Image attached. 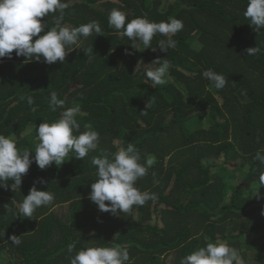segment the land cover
Wrapping results in <instances>:
<instances>
[{
    "label": "trees",
    "instance_id": "16d2710c",
    "mask_svg": "<svg viewBox=\"0 0 264 264\" xmlns=\"http://www.w3.org/2000/svg\"><path fill=\"white\" fill-rule=\"evenodd\" d=\"M64 2L69 7L62 25L95 20L103 33H93L64 62L29 61L15 51L0 58V133L14 137L20 152L31 151L33 158L20 188L13 190L11 180L0 186V264H70V243L77 250L125 246L129 264H179L216 240L238 249L244 264H264V185L254 159L264 149V29L255 31L244 17L247 0ZM113 8L129 20L145 14L157 22L181 19L184 27L173 37L177 47L160 51L164 37L157 34L155 51L133 49L108 25ZM53 15L58 13L42 22L56 26ZM256 45L262 51L247 56L245 49ZM157 58L170 68L166 83L152 88L140 73ZM209 68L226 77L224 88L203 78ZM52 90L65 108L79 106L81 131L92 128L100 141L84 160L69 156L60 166L40 169L34 161L36 126L58 120L63 111H50ZM128 143L139 149L141 162L155 159L136 186L157 199L126 214L102 212L88 199L96 179L91 158ZM34 183L55 200L33 217L16 215Z\"/></svg>",
    "mask_w": 264,
    "mask_h": 264
},
{
    "label": "clouds",
    "instance_id": "9594fccd",
    "mask_svg": "<svg viewBox=\"0 0 264 264\" xmlns=\"http://www.w3.org/2000/svg\"><path fill=\"white\" fill-rule=\"evenodd\" d=\"M68 7L64 0H0V58H11L15 51L16 56H23L29 61L43 60L47 64L64 62L66 55L74 49L82 48L84 40L93 33H103L99 22L95 20L73 27L62 25ZM56 13L58 15H53L56 26L49 27L48 23L42 22L41 18ZM243 15L254 30L260 32L264 29V0H247ZM108 25L121 39L127 37L132 48L139 51L150 47L155 51L152 40L159 34L164 37L157 43L162 52L177 47L178 41L173 37L184 27L183 21L175 17L157 22L150 20L145 14L129 20L127 13L119 8H113L109 12ZM34 37L36 38L33 39ZM261 51L256 45L246 48L245 54L254 56ZM169 68L168 60L157 58L150 64L144 63L140 75L145 83L150 81L149 86L155 88L166 83ZM202 76L211 81L216 89L224 88L227 83L223 74L211 68L205 69ZM26 99L29 106L34 105L33 97L28 96ZM49 109L52 112L57 109L63 111L58 120H43L36 126L38 142L35 145L34 161L40 169L53 163L60 166L69 156L84 160L90 152L97 150L100 135L87 126L81 131V124L76 119L81 111L79 106L65 108V100L59 98L57 92L52 90ZM35 110L33 107L32 111ZM30 152H20L14 137L0 133V186L8 187V181L11 180L13 190L20 188L22 176L33 163ZM254 159L260 165L257 178L260 184L264 185V149L258 150ZM141 160V153L133 143L119 147L114 153L101 149L100 155L91 158V164L96 168V179L90 185L88 199L95 203L100 211L112 214L130 213L134 206H143L149 200H156V193L141 191L136 186L137 180L146 176L148 169L155 163L152 157L144 159L143 162ZM38 182L46 183L43 178ZM54 200V193L40 190L34 183L28 194L23 195L16 215L33 217L36 209L49 206ZM11 240L17 245L21 243L15 235ZM67 252L71 254L70 264L130 262L129 250L125 246L85 245L77 250L76 244L70 243ZM179 264H244V261L238 249L230 246L227 241L216 240L209 241L205 246L184 255Z\"/></svg>",
    "mask_w": 264,
    "mask_h": 264
}]
</instances>
